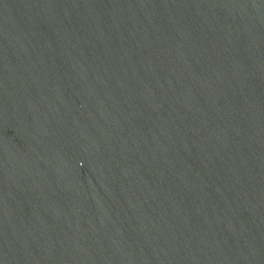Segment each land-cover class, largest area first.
I'll return each mask as SVG.
<instances>
[{"label": "water", "instance_id": "obj_1", "mask_svg": "<svg viewBox=\"0 0 264 264\" xmlns=\"http://www.w3.org/2000/svg\"><path fill=\"white\" fill-rule=\"evenodd\" d=\"M0 264H264V0H0Z\"/></svg>", "mask_w": 264, "mask_h": 264}]
</instances>
